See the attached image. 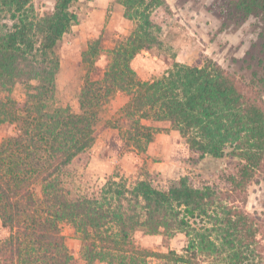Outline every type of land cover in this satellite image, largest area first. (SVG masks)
Here are the masks:
<instances>
[{
	"label": "trees",
	"instance_id": "trees-1",
	"mask_svg": "<svg viewBox=\"0 0 264 264\" xmlns=\"http://www.w3.org/2000/svg\"><path fill=\"white\" fill-rule=\"evenodd\" d=\"M75 1L55 0L39 13L33 0H0V125L12 127L0 140V223L7 232L0 264H78L62 224L90 264H146L149 257L163 264H264V218L233 204L264 174V0L210 5L225 27L257 19L256 39L241 59L248 78L202 54L140 78L133 61L161 44L151 14L164 0H116L132 27L107 50L101 72L94 70L100 39L88 43L78 112L55 103L56 48L77 21ZM116 94L123 101L109 122L128 124L121 130L126 142L144 150L154 131L146 122L166 123L182 137L189 163L214 164L226 186L196 187L183 176L160 189L115 174L90 184L84 171L96 125ZM177 232L186 238L180 253L136 240L138 233Z\"/></svg>",
	"mask_w": 264,
	"mask_h": 264
},
{
	"label": "rangeland",
	"instance_id": "rangeland-1",
	"mask_svg": "<svg viewBox=\"0 0 264 264\" xmlns=\"http://www.w3.org/2000/svg\"><path fill=\"white\" fill-rule=\"evenodd\" d=\"M213 1L164 0L162 6L152 11V19L160 27L161 44L153 46L150 51H143V55L133 61V67L140 78L160 73L173 61L190 64L200 54L212 58L225 69L249 77L241 59L256 39L258 21L250 17L238 27H225L216 10L210 8ZM54 2L55 0H33V5L37 12L42 13L51 10ZM71 10L76 13L77 21L63 35L56 48L59 68L55 79V103L60 106L68 105L72 111L78 112L79 91L88 67L83 61V52L88 43L100 39L94 70L101 72L107 62V50L129 32L132 21L123 15V7L116 0H76ZM20 93L21 88L17 87L14 95L19 96ZM262 97L264 99V88ZM122 101V95L116 94L100 114L96 125L97 137L90 149V160L84 171L90 184H101L106 176L115 174L129 180L146 179L160 189L167 188L183 176H187L190 184L196 187L213 182L220 187L226 186L220 173L214 170V164L206 166L204 161L197 165L189 163V151L182 137L176 130L165 129L168 126L166 123L146 122L154 131L144 150L136 148L134 142H126L121 130L128 124L117 122L119 126L114 127L109 122L115 108ZM11 131L10 125L1 124L0 140ZM233 204L264 218V174L252 180ZM61 230L78 264H90L81 257L79 241L72 228L68 224H62ZM5 235L7 232L0 223V238ZM136 238L140 246L156 252L173 249L180 253L186 242L184 234L180 232L172 238L164 234L141 233ZM91 264L106 263L96 261ZM146 264H163V260L149 257Z\"/></svg>",
	"mask_w": 264,
	"mask_h": 264
}]
</instances>
